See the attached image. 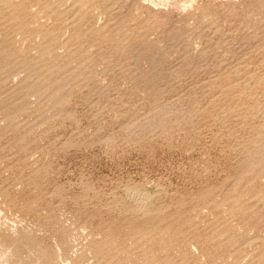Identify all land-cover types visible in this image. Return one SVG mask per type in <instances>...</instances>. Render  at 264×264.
I'll list each match as a JSON object with an SVG mask.
<instances>
[{
    "label": "rangeland",
    "instance_id": "374dc122",
    "mask_svg": "<svg viewBox=\"0 0 264 264\" xmlns=\"http://www.w3.org/2000/svg\"><path fill=\"white\" fill-rule=\"evenodd\" d=\"M0 264H264V0H0Z\"/></svg>",
    "mask_w": 264,
    "mask_h": 264
}]
</instances>
